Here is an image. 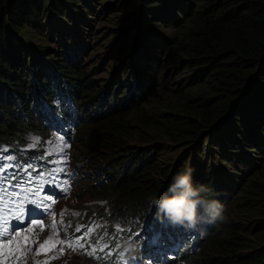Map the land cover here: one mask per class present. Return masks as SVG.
I'll list each match as a JSON object with an SVG mask.
<instances>
[{
	"label": "trees",
	"instance_id": "16d2710c",
	"mask_svg": "<svg viewBox=\"0 0 264 264\" xmlns=\"http://www.w3.org/2000/svg\"><path fill=\"white\" fill-rule=\"evenodd\" d=\"M69 1L0 0V148L18 144V149H22L28 146L27 136L57 132L67 139L81 141L78 152L83 154L100 149L117 152L106 158L115 174L108 176L105 191L119 200L122 214L128 211L126 216L133 217L144 202L163 194L172 177L185 168L177 164L166 177V183L158 182L155 189L147 190L143 180L155 171L159 158L156 149L129 158L122 156L130 152H118L119 140L109 149L108 141H114L109 137L112 131L116 134L126 128L127 122L120 119L122 108L131 96L119 80L112 87L114 78L108 82L102 98L94 93L91 71L81 67L86 45L81 43L83 27L80 26L92 23L82 19V13L87 11L94 17L97 13L89 6L92 0L81 1L78 11ZM182 1L138 0L145 16L164 21L170 30V34L152 39L161 41L159 44L140 39L148 47L139 53L138 59L142 63H157L163 59L158 60L159 51H177L185 57L192 78L200 80L199 85L188 90L186 97H177L172 109L183 112L179 117H195L183 128L184 136L209 129L204 138V157L190 161L192 181L194 186H206L207 198L224 205L227 222L198 225V229H203L202 235L199 230L186 231L167 221L161 222L155 211L147 215L151 218L148 227L127 241L135 245L129 254L143 261L142 264L148 261L200 264L195 254L204 249V243L205 250L213 249L211 252L218 258L201 264H264V214L249 222L254 223L250 229L242 230L235 226L244 225L248 219L241 217L236 224L230 217L236 209L243 213L242 206L264 209V0ZM199 1L206 3V12L190 16L192 4ZM144 4L148 5L144 7ZM65 6L69 11L63 16L66 22L58 14ZM178 11L185 17L184 21L176 17ZM145 16L138 23L140 27H145L142 23ZM41 24L52 38L58 37L64 53L62 63L48 57L55 69L50 74L39 70L37 55L29 53L36 49L34 52L44 56L51 47H33L24 33L26 27ZM181 32L183 39L179 38ZM62 36L66 38L60 39ZM135 68L133 63L130 69ZM59 77L63 80L59 81ZM136 78L131 91L145 82ZM15 84L18 89L13 91ZM120 89H124L123 93L117 94ZM123 95L127 98L121 99ZM180 101L184 104L182 108L178 105ZM136 105L137 102L127 108L134 110ZM69 131H72L70 136ZM199 147L201 144L196 145L194 154ZM166 173L167 170L163 171L162 178ZM106 244L113 257L122 252L112 250V240ZM87 262L90 261L85 259Z\"/></svg>",
	"mask_w": 264,
	"mask_h": 264
},
{
	"label": "rangeland",
	"instance_id": "374dc122",
	"mask_svg": "<svg viewBox=\"0 0 264 264\" xmlns=\"http://www.w3.org/2000/svg\"><path fill=\"white\" fill-rule=\"evenodd\" d=\"M81 1L83 0H70L69 2L75 5L74 8L78 11L77 8L82 6ZM182 2V0H176V3ZM147 5L144 4V7ZM89 6L97 13V17L89 15L87 11L82 13V19L92 20V23L89 26L82 23L80 26L83 27L81 43L86 45V51L81 56V67L88 72L91 71L89 74L93 80L94 93L100 98H102L104 90L112 78L115 79L112 82L113 88L116 84L115 81L119 80L124 83L121 87L127 88L131 96L127 106L122 108L124 111L120 119V121L127 122L126 128L119 129L116 134L112 131V136L107 134L114 139V141H108L109 149L115 147V140H119L121 144L118 152H130L122 156L129 158L134 155L140 156L142 152H151L155 148L159 153L155 171L143 180V186L147 190L155 189L158 182L166 183L168 176L177 164L184 166L185 170L191 169L190 161H194L195 157L198 158V156L204 157L206 145L204 138L209 129L204 132L199 130L190 137L184 136L181 133L183 128L189 124V120L195 117L192 115L179 117V114L182 115L183 112L177 113L172 109L177 102V97L179 99L186 97L188 90L199 85L200 80L192 78L193 74L187 68L185 57L177 54V51H159L158 60L163 59L157 63H142L138 59L139 53L148 47L140 39L147 38L154 44H159L161 41L152 39L162 37L164 33L170 34L168 25L163 23L164 21L153 19L152 16H145L142 13L138 0H92ZM192 6L190 16L199 11L206 12L207 9L204 8L206 3L203 1L192 4ZM182 7L187 8L184 4ZM68 13L69 11L65 6L58 14L66 22L67 18L63 16H67ZM144 16L146 21L142 23L145 24V27H140L138 23ZM176 17L180 21L185 19L180 11L177 12ZM68 24L71 25V23ZM24 33L33 47H51L50 52L45 53L44 56L34 52L37 51L36 49L30 50L29 55L32 53L37 55L39 70L46 74L55 72L48 57L50 56L55 62H63L64 53L59 45L58 37L52 38L42 24L26 27ZM182 35L181 32L179 38L183 39ZM64 38L66 37H60L62 40ZM49 39L52 40V43L49 42ZM54 55L56 57H52ZM133 63L136 65L134 70L130 69ZM93 69H95L94 72H92ZM135 78L143 79L145 82L131 91L130 87L135 84ZM58 80L62 81L63 78L59 77ZM17 89L18 85L12 87L13 91ZM123 91L124 89H120L117 94L123 93ZM122 98H127V96L123 95ZM133 101L137 102L136 109L127 108L135 103ZM193 103L196 105V102ZM178 105L182 108L184 104L180 101ZM71 134L72 131H69V136ZM58 136L60 134L54 132L43 136H27L25 140L28 144L27 147L19 150L18 144H14L13 147L2 146L0 154L4 156L13 155L14 162L22 164L24 169L34 163L41 162V159L49 154L50 148L55 142L64 145L68 152V145ZM70 141L72 143L71 152H68L66 159L69 161L72 170L77 173L76 187L70 197L58 201L56 216L52 217L51 221L56 226L51 229L49 223L45 222L43 231H41L40 225L20 230L21 235L15 237L11 252L6 248L0 249V258L4 261L0 264H85V259L90 261L87 262L89 264H112V261H115L116 264H123L119 256L113 257L107 247L104 251H100V248L104 247L108 240H112L114 243L112 250L119 249L124 253L126 242L140 229L148 227V221L151 218L147 215L156 211L150 204L151 199L144 202L140 207L137 211L140 213L136 212L133 217H128L126 216L128 211L122 214L118 209L120 207L119 200L114 197L111 198L108 196L109 193L105 191L109 185L108 176L114 177L115 174V172L112 173L113 168L106 158L117 152L100 149L93 153L86 152L83 154L78 152L81 141L78 142V139L73 138ZM197 144H201V147L196 149V154H194V148ZM60 145L52 146L51 151L59 152L62 148ZM6 170L18 171L21 169ZM166 170V176L162 178L163 171ZM237 174L239 175L240 172ZM165 186L167 185L165 184ZM241 208L244 209L243 213H239L236 209V212L230 216L234 218L236 224L241 220V217L248 219L244 225L241 223L239 227L236 225L235 228L237 229L242 230L244 227L250 229L254 223L251 222L250 224L249 222L257 215L264 214V209L259 211L257 207L242 206ZM117 226L127 231L120 232L118 237L112 235ZM62 227L67 228L63 231ZM28 228L33 230L28 232ZM77 228H80L81 232H76ZM66 232L77 234L75 237L76 246L69 248V243H67L57 248L56 239L58 235L64 236L67 234ZM25 237H27V241H25ZM45 241H48V245L45 249H41V245L45 244ZM202 247L204 249L198 250L195 254V257L198 256L200 259L198 261L200 264L218 258L211 252L213 249L205 250L204 243ZM105 252L110 253L111 260L105 256ZM101 257H104V262H100L102 261ZM123 257L127 260V264H142L140 262H143L129 253H125Z\"/></svg>",
	"mask_w": 264,
	"mask_h": 264
},
{
	"label": "clouds",
	"instance_id": "9594fccd",
	"mask_svg": "<svg viewBox=\"0 0 264 264\" xmlns=\"http://www.w3.org/2000/svg\"><path fill=\"white\" fill-rule=\"evenodd\" d=\"M191 173L190 168L176 173L172 177L168 189L158 197L152 198L150 204L156 209L157 219L167 221L173 227H181L186 231L199 230L203 235V229H198V225L226 223L227 216L224 205L219 200L207 198L208 189L206 186H194ZM55 216L56 210L53 217ZM51 221L52 218L48 223L53 229L56 225ZM66 228L62 227V230L64 231ZM75 237H77L76 233L58 235L57 248L67 243H69V248L75 247L77 243ZM134 248L135 245L127 242L122 255L133 251ZM78 259L80 260L79 255Z\"/></svg>",
	"mask_w": 264,
	"mask_h": 264
},
{
	"label": "snow or ice",
	"instance_id": "6c2138e0",
	"mask_svg": "<svg viewBox=\"0 0 264 264\" xmlns=\"http://www.w3.org/2000/svg\"><path fill=\"white\" fill-rule=\"evenodd\" d=\"M35 159V158H34ZM15 158L13 155L4 156L0 154V199H3L5 196L15 197L18 195L16 193L15 189L21 185V183H27L28 181L24 180V177L20 175L17 171H12L9 175H4L5 169H23V165L19 162H14ZM39 173H37L38 175ZM15 180L14 184H11V191H9V185L7 182ZM51 183V181H49ZM40 189L44 188V185L39 186ZM33 196H39V190L32 193ZM52 197L50 195L44 196L40 199H31L29 202L37 209H46L48 205L45 203L46 200H50ZM55 201H53L54 203ZM13 203L15 204V210L12 211V218L13 220H21L24 217L25 214V201L24 199H20L17 203L15 200H13ZM5 224L8 225V227H5L3 231H0V237H3V240H7V244L3 242V240H0V249H8L9 252L12 251V244L15 239V237H19L21 235V232L19 230H16L15 227L12 225L10 221H5ZM32 225H40L41 231H43V223L39 219H31ZM33 229L28 228L27 231L31 232ZM90 230V229H89ZM127 231L126 229L117 226L116 229L113 230L112 235L119 236L120 232ZM76 232H81L80 228L76 229ZM9 233H14V235H10ZM136 235H139V233H136ZM25 241H27V237H25ZM48 245V241H45V244L41 245V249H45ZM108 245L105 244L104 247L100 248V251H104L105 248ZM105 256L111 260V255L108 252H105ZM119 259L123 261V264H127V260L124 259L122 252L118 253ZM102 261L104 260V257L100 258ZM112 264H116L115 261H112ZM148 264H151V261H148Z\"/></svg>",
	"mask_w": 264,
	"mask_h": 264
},
{
	"label": "bare ground",
	"instance_id": "6f19581e",
	"mask_svg": "<svg viewBox=\"0 0 264 264\" xmlns=\"http://www.w3.org/2000/svg\"><path fill=\"white\" fill-rule=\"evenodd\" d=\"M112 131V130H111ZM105 157V156H104ZM95 158V157H94ZM118 173V172H117ZM123 183V182H122ZM107 186V185H106ZM116 187V186H115ZM198 243V242H197ZM196 243V244H197ZM196 246H198V245H196ZM177 248H178V245H177ZM195 250V249H194ZM172 253V252H171ZM172 255V254H171ZM177 255V254H176ZM175 255V256H176ZM174 259V258H173ZM166 260V259H165ZM168 260H169V258H168ZM170 261H171V258H170ZM0 262H4L1 258H0ZM169 262V261H168ZM175 262V261H174ZM170 263V262H169ZM173 263V262H172ZM162 264V263H161ZM174 264V263H173Z\"/></svg>",
	"mask_w": 264,
	"mask_h": 264
}]
</instances>
